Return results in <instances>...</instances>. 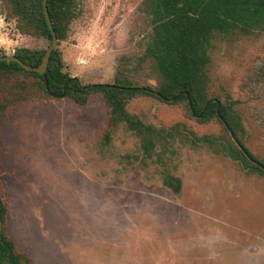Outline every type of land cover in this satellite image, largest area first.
I'll return each instance as SVG.
<instances>
[{
    "label": "rangeland",
    "instance_id": "374dc122",
    "mask_svg": "<svg viewBox=\"0 0 264 264\" xmlns=\"http://www.w3.org/2000/svg\"><path fill=\"white\" fill-rule=\"evenodd\" d=\"M147 3L77 0L79 15L60 42L65 70L83 84L159 83L146 55ZM2 8L0 0L6 54L47 48L49 40L21 34ZM208 52L210 94L238 101L244 142L264 160V21L215 32ZM126 109L180 129L147 153L126 122L113 126L99 94L85 105L35 96L1 117L0 196L18 251L30 264H264V174L185 137L192 130L220 139L223 126L151 96Z\"/></svg>",
    "mask_w": 264,
    "mask_h": 264
},
{
    "label": "trees",
    "instance_id": "16d2710c",
    "mask_svg": "<svg viewBox=\"0 0 264 264\" xmlns=\"http://www.w3.org/2000/svg\"><path fill=\"white\" fill-rule=\"evenodd\" d=\"M151 14L152 35L146 46L160 74L156 85L138 84L126 78L115 82L81 83L69 73L60 42L68 39L71 23L78 17L77 0H47L51 21L57 34L45 75L27 69L17 61H0V119L11 106L42 96L47 100L69 99L85 105L92 94H99L109 105L111 123L124 121L142 140V149L149 153L156 140L174 137L181 123L157 128L143 122L126 109L129 100L151 96L169 104L184 103L200 122L218 121L226 132L215 138L198 136L189 130L185 137L192 144L207 143L215 151L237 160L251 170L264 174V160H259L242 137V121L235 110L237 100L222 101L208 89L207 65L209 45L215 32L228 33L238 28L249 30L264 21V0H147ZM3 12L15 20L21 34L52 40L43 0H3ZM48 47V46H47ZM46 48L16 47L14 54L31 66L41 64ZM6 52L0 48V56ZM2 137L0 132V155ZM1 195V192H0ZM8 207L0 196L3 229L0 235V264H30L28 256L19 252L7 231Z\"/></svg>",
    "mask_w": 264,
    "mask_h": 264
},
{
    "label": "water",
    "instance_id": "95a60500",
    "mask_svg": "<svg viewBox=\"0 0 264 264\" xmlns=\"http://www.w3.org/2000/svg\"><path fill=\"white\" fill-rule=\"evenodd\" d=\"M43 8H44V12H45V16H46L48 25H49L51 32H52V40L50 41V44L46 48V51H45V54H44V57L42 59L41 64L38 66L28 65V64L24 63L23 61H21L14 53L0 56V61H2V60H4V61H11V60L17 61L18 63H20V65H22L23 67H25L27 69L37 71L38 73H40L42 75L46 74L51 52L56 47L58 39H57V34H56L55 29H54L53 23H52L51 18H50L48 6H47V0H43ZM2 229H3V222H2L1 215H0V235L2 233Z\"/></svg>",
    "mask_w": 264,
    "mask_h": 264
}]
</instances>
